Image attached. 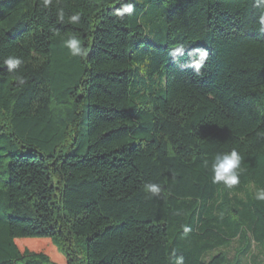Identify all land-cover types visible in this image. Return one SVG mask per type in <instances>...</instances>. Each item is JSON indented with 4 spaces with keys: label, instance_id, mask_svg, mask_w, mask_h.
Listing matches in <instances>:
<instances>
[{
    "label": "trees",
    "instance_id": "1",
    "mask_svg": "<svg viewBox=\"0 0 264 264\" xmlns=\"http://www.w3.org/2000/svg\"><path fill=\"white\" fill-rule=\"evenodd\" d=\"M262 12L256 0H0V264H243L257 247L264 264ZM70 34L87 56L70 55ZM180 46L208 51L201 76L172 57ZM232 149L228 189L211 165Z\"/></svg>",
    "mask_w": 264,
    "mask_h": 264
},
{
    "label": "clouds",
    "instance_id": "2",
    "mask_svg": "<svg viewBox=\"0 0 264 264\" xmlns=\"http://www.w3.org/2000/svg\"><path fill=\"white\" fill-rule=\"evenodd\" d=\"M52 3V0H42V4L47 8ZM256 7L264 9V0H256ZM134 4L131 2L123 3L121 8L116 11L118 17H124L126 14L131 15L134 12ZM57 19L60 22L65 21V13L63 9H58ZM79 14L73 15L68 19V23L75 24L79 21ZM259 30L264 32V12L258 18ZM64 46L68 49L69 53L73 57H85L87 56V49L82 46L80 38L76 34H70L64 39ZM188 56V62L186 67H190L193 70L194 75L201 76V69L204 68L209 53L204 48H192L187 53L183 46L174 49L171 55L174 59ZM3 65L7 67L9 72H13L19 69L22 65V60L16 56L9 55L3 60ZM16 81L19 85H24L26 80L24 77L17 75ZM241 155L236 149H232L228 152L217 153L214 157V161L211 165L212 182L214 184H223L226 188L232 189L240 183V171H241ZM255 188V185H251ZM144 191L152 194L153 196L161 193V186L157 183H147L144 185ZM255 199L258 201H264V188L255 189ZM185 232L189 231L186 227ZM176 264H183V258H177Z\"/></svg>",
    "mask_w": 264,
    "mask_h": 264
},
{
    "label": "rangeland",
    "instance_id": "3",
    "mask_svg": "<svg viewBox=\"0 0 264 264\" xmlns=\"http://www.w3.org/2000/svg\"><path fill=\"white\" fill-rule=\"evenodd\" d=\"M147 30L149 29L147 28ZM235 248H236V244L234 243L226 250L230 259H232L234 256ZM262 260H263V257H262L261 250L259 247H257L251 250L249 255L244 258L243 264H261Z\"/></svg>",
    "mask_w": 264,
    "mask_h": 264
}]
</instances>
